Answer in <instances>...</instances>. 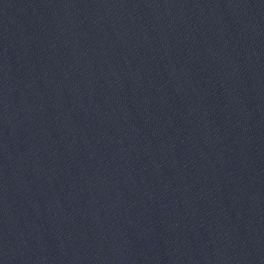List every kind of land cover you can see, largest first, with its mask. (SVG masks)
Instances as JSON below:
<instances>
[{
  "label": "water",
  "instance_id": "95a60500",
  "mask_svg": "<svg viewBox=\"0 0 264 264\" xmlns=\"http://www.w3.org/2000/svg\"><path fill=\"white\" fill-rule=\"evenodd\" d=\"M0 264H264V0H0Z\"/></svg>",
  "mask_w": 264,
  "mask_h": 264
}]
</instances>
